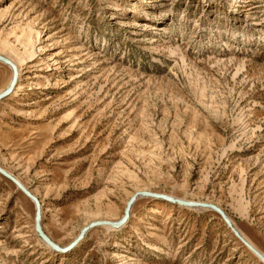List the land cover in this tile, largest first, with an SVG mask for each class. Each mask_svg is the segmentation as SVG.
<instances>
[{
	"label": "rangeland",
	"instance_id": "rangeland-1",
	"mask_svg": "<svg viewBox=\"0 0 264 264\" xmlns=\"http://www.w3.org/2000/svg\"><path fill=\"white\" fill-rule=\"evenodd\" d=\"M0 54L21 67L0 166L57 244L147 190L219 205L264 253V0H0ZM35 217L0 174V264H264L217 211L155 197L68 252Z\"/></svg>",
	"mask_w": 264,
	"mask_h": 264
},
{
	"label": "water",
	"instance_id": "water-1",
	"mask_svg": "<svg viewBox=\"0 0 264 264\" xmlns=\"http://www.w3.org/2000/svg\"><path fill=\"white\" fill-rule=\"evenodd\" d=\"M0 61L11 66L13 70V77L9 84V86L2 92H0V99L7 97L8 95L12 94L15 90L18 79H19V69L17 65L8 57L3 56L0 54ZM0 174H2L4 177L12 181L17 188H19L27 197H29L36 206V217H35V226L36 231L39 234V236L54 250L58 252H68L72 250L75 246H77L81 240L85 237V234L88 230H90L92 227L98 226V225H106L110 227L119 228L122 227L124 224L127 223L129 220L130 212L132 209L133 204L137 200L139 196H150L155 197L158 199H163L165 201L179 204L183 206L188 207H201V208H208L217 211L220 216L225 220L227 225L231 228V230L234 232V234L241 240V242L249 248L259 259H261L264 262V253L261 252L257 247H255L245 236L241 233V231L234 225L233 221L229 217V215L225 212L223 208H221L219 205L212 203V202H206V201H197V200H186L183 198H178L172 195L159 193V192H152V191H138L136 192L131 199L129 200L124 215L121 219L112 221V220H97L89 225L85 226L82 231L80 232L79 236L71 242L69 245L62 247L59 244H57L43 229L42 226V206L40 199L29 189L27 188L17 177H15L13 174H11L9 171H7L5 168L0 166Z\"/></svg>",
	"mask_w": 264,
	"mask_h": 264
},
{
	"label": "bare ground",
	"instance_id": "bare-ground-1",
	"mask_svg": "<svg viewBox=\"0 0 264 264\" xmlns=\"http://www.w3.org/2000/svg\"><path fill=\"white\" fill-rule=\"evenodd\" d=\"M16 65H17V67H18V69H19V74H20V72H21V67H20V65L16 62V60L15 59H13V58H10ZM11 67V66H10ZM20 87L18 86V87H16L15 89V92L13 93V94H15V93H17V90L19 89ZM156 210V209H155ZM246 238V237H245ZM248 240V239H247Z\"/></svg>",
	"mask_w": 264,
	"mask_h": 264
}]
</instances>
